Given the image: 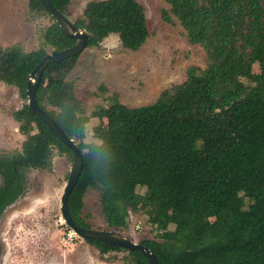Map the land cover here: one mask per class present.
Returning a JSON list of instances; mask_svg holds the SVG:
<instances>
[{"label":"trees","instance_id":"obj_1","mask_svg":"<svg viewBox=\"0 0 264 264\" xmlns=\"http://www.w3.org/2000/svg\"><path fill=\"white\" fill-rule=\"evenodd\" d=\"M27 1L30 10L49 15L39 0ZM70 1L50 0L63 14ZM165 1L169 8L162 19H177L188 41L205 51L206 66H188L184 81L147 105L127 106L112 93L107 106L88 115L108 120L107 134L99 125L92 128L97 142H85L88 116L73 81L66 80L79 54L49 63L36 86L38 105L82 151L69 213L75 224L92 228L82 216V199L96 181L106 230L126 228L132 206L148 214L159 238L139 243L158 264H264V0ZM50 19L38 48H0V81L15 87L23 100L12 117L26 135L22 151L0 160L5 171L0 217L26 191L24 168H49L54 147L72 157L27 105L28 75L47 48L61 50L76 41ZM73 22L86 32V47L116 34L122 47L134 51L150 35L139 0H91ZM255 63L258 73L252 72ZM196 202L207 208L204 213L194 208ZM84 240L102 254L123 250L131 264H148L138 250Z\"/></svg>","mask_w":264,"mask_h":264},{"label":"rangeland","instance_id":"obj_2","mask_svg":"<svg viewBox=\"0 0 264 264\" xmlns=\"http://www.w3.org/2000/svg\"><path fill=\"white\" fill-rule=\"evenodd\" d=\"M89 1L71 0L64 15L71 21L76 20ZM139 1L145 7L150 29L143 45L129 50L122 47L118 35L110 34L98 46L86 47L66 76V80L73 81L87 116L98 105L107 106L112 93H117L119 100L130 107L150 104L162 90L184 81L188 66H206L205 51L188 41L177 19L171 17L169 22L162 19V11L169 8L165 0ZM51 22L47 13L30 10L27 0H0V48L12 47L25 52L38 48L42 32ZM259 71L260 66L255 63L252 72ZM99 85H104L106 90L97 89ZM22 103L17 89L0 81V160L23 150L26 135L12 117V112ZM84 124L87 143L97 142L92 132L94 126L99 125L103 134L108 133L106 117L88 116ZM71 161L66 152L54 147L49 168H24L26 191L0 217V264H131L126 251L102 254L66 225L60 212V197ZM4 179L5 171L0 168V184ZM144 190L138 189L140 193ZM245 201L247 204L246 198ZM194 208L199 213L207 209L199 202ZM82 216L92 228L107 229L96 181L83 195ZM147 217L145 211L130 207L128 225L120 233L135 242L159 238L160 231ZM201 219L213 221V217Z\"/></svg>","mask_w":264,"mask_h":264},{"label":"water","instance_id":"obj_3","mask_svg":"<svg viewBox=\"0 0 264 264\" xmlns=\"http://www.w3.org/2000/svg\"><path fill=\"white\" fill-rule=\"evenodd\" d=\"M39 1L45 7L49 15L54 19V21L58 23L64 35L76 39L75 43L72 46L61 50H52L45 56H43L39 63L29 73L26 86L27 105L29 106V108L40 117V119L57 136V138L62 143H64L71 151V166L67 181L63 187V191L60 197L61 215L66 225L76 235L82 237L83 239L86 237L94 238L123 247L127 250H138L146 257L148 264H158V260L155 254L147 246L139 242H135L132 239L124 236L120 232L114 230L85 228L77 225L75 224L69 213L68 197L78 180L83 166L82 151L78 148L77 143L66 134V132L58 125V123L38 105L35 99V89L41 79L43 71L49 63L59 62L70 56L80 54L86 48L87 34L84 30L77 27L73 21L68 19L63 13L55 8L50 0Z\"/></svg>","mask_w":264,"mask_h":264}]
</instances>
